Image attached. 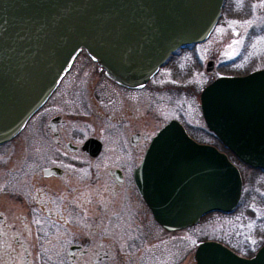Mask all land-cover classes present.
I'll return each instance as SVG.
<instances>
[{
    "label": "water",
    "instance_id": "water-1",
    "mask_svg": "<svg viewBox=\"0 0 264 264\" xmlns=\"http://www.w3.org/2000/svg\"><path fill=\"white\" fill-rule=\"evenodd\" d=\"M224 2L0 0V144L22 130L82 48L115 80L141 85L180 47L205 41ZM201 102L208 128L243 162L264 169V69L216 79ZM135 179L169 230L195 225L212 211H233L243 189L228 155L196 142L175 120L154 138ZM195 260L264 264V245L247 258L205 241Z\"/></svg>",
    "mask_w": 264,
    "mask_h": 264
},
{
    "label": "flooded vegetation",
    "instance_id": "flooded-vegetation-1",
    "mask_svg": "<svg viewBox=\"0 0 264 264\" xmlns=\"http://www.w3.org/2000/svg\"><path fill=\"white\" fill-rule=\"evenodd\" d=\"M206 41L182 46L149 80L135 86L112 78L86 49L78 52L51 95L22 130L0 144V148L8 147L27 134L38 116L34 131L37 147L35 151L28 147L24 154L28 160L26 164L34 163V169L23 172V166H14L9 160L0 161V196L3 195L0 197L3 199L0 202V264H171L169 259H160L157 263L153 258L130 259L126 255L138 248L143 239L140 238L141 230L146 227L151 230L150 223L156 222L163 230L175 232L197 226L203 219L184 229H167L155 219L136 183L135 171L141 166L154 138L174 120L180 122L196 142L215 146L238 166L243 178V197L245 178L240 166L263 174L264 169H255L240 161L206 126L203 130L208 139H202L201 129L189 124L184 109L176 104L181 99L173 98H181L182 90L191 88L203 114L201 94L205 87L219 77L246 75L264 67L241 74L218 75L200 89L185 80L172 79L169 73V76L162 74L168 67L175 71L181 69L175 60L180 52L194 51ZM82 53L93 65L91 73H97L105 80L103 86L107 83L117 88L116 94L110 96H116L115 100L106 99L104 89L99 92L94 84L90 86L93 83L88 77L91 67L87 66L77 73V81L68 89L62 108L55 106L52 110L67 80L72 81L68 77ZM190 58L188 79L193 78L203 65L197 53H192ZM161 74L163 83H158ZM144 99H147L146 114L151 112L153 116L156 113L155 118L159 119L155 128H149L141 115ZM94 100L99 101L97 108L92 105ZM173 107H176L175 114L170 116L168 112ZM26 140L27 137L22 142L27 144ZM229 152L239 161H235ZM19 153L21 151L12 154L10 160ZM34 170L33 177L24 180ZM235 210L212 213L228 215ZM119 248L123 252H119Z\"/></svg>",
    "mask_w": 264,
    "mask_h": 264
},
{
    "label": "rangeland",
    "instance_id": "rangeland-1",
    "mask_svg": "<svg viewBox=\"0 0 264 264\" xmlns=\"http://www.w3.org/2000/svg\"><path fill=\"white\" fill-rule=\"evenodd\" d=\"M186 50L184 52L181 51L182 53L180 52L179 56L182 54V57L177 56L175 59L177 60L176 63H178L176 66L182 68L175 71L173 68L169 70L168 67L162 74L164 76L170 75L172 79L185 80L199 89L208 83L211 78L221 74H241L253 69L263 68L264 0H227L224 15L210 38L205 43L196 46L194 51H191V49ZM192 53H197L200 56L203 65L193 78L188 79L189 61H191ZM86 57L82 53L74 64L75 67L68 77L72 78V81L71 79L67 80L58 95L57 101L52 105V110L55 109V106L57 109L62 108V104L66 102L68 89L77 81V73L80 70L84 71V67L88 68L87 66L91 67L88 71V77L90 82L93 83L90 86L93 87L94 84L99 92L104 89L106 99L115 100L116 96H110L116 94L117 88L107 83L106 86H103L105 85L103 84L105 80L100 78L97 73H91V69L94 70V68H92L93 65L87 61ZM196 61L194 58L195 64ZM211 61L213 66L208 68L207 62L209 64ZM194 70L192 68V71ZM162 74L157 79L158 83H163L162 79L164 76ZM190 76L192 75L190 74ZM164 79L166 80L168 77ZM118 98L119 96H117L116 101ZM55 99L56 97L51 103ZM124 99H127V97L124 96ZM173 99H181L176 104L184 109L186 121L201 129L199 133L202 139H208L203 130L206 126L203 114L200 112L197 98L191 92V88L183 89L181 98ZM142 102L141 106H143L144 111L141 112V115L143 120L148 124L149 128L157 127L159 119L155 118L156 113L153 116L151 112L146 114L144 105L147 103V99L142 100ZM171 104L174 103L171 102ZM92 105L97 108L99 101L94 100ZM174 108L176 107L170 108L168 112L170 116L175 114ZM36 124H38L37 115L27 134L24 133L19 139L17 138L13 143L9 144L8 147L0 148V161L9 160L8 162L14 163V166H23V172H27L30 168L34 169V163L26 164L28 160L24 154L28 147L32 151H35L37 147L34 142ZM24 136L27 137V144L23 143ZM17 151H21L19 156L10 160L12 154ZM240 168L243 170L245 178L244 195L238 208L232 214L210 213L202 219L199 225L175 232L163 230L156 222H154V225L150 223L153 228L151 227V230L150 228L148 230V227H146L141 230L140 238H143L142 242L135 251H130L126 257L130 259L153 258L157 260V263L160 259H169L171 264H196L195 252L197 243L203 240L218 241L227 247L229 246L228 248L242 257L255 255L259 247L264 244V174L259 171L249 170L243 166H240ZM31 172L32 174L26 175L24 180L28 179V177H33L35 170ZM0 197H3V195ZM2 200L0 198V202ZM118 251L123 252L120 248Z\"/></svg>",
    "mask_w": 264,
    "mask_h": 264
},
{
    "label": "trees",
    "instance_id": "trees-1",
    "mask_svg": "<svg viewBox=\"0 0 264 264\" xmlns=\"http://www.w3.org/2000/svg\"><path fill=\"white\" fill-rule=\"evenodd\" d=\"M226 3H227V0H226V2H225V4H224L221 18H222L223 15H224V11H225V7H226ZM229 154H230V156H231L235 161H239L233 153L229 152Z\"/></svg>",
    "mask_w": 264,
    "mask_h": 264
}]
</instances>
